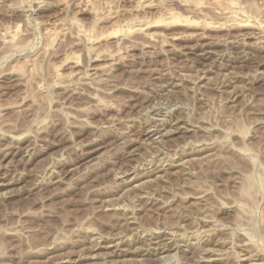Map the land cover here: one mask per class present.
I'll return each mask as SVG.
<instances>
[{"label": "rangeland", "instance_id": "obj_1", "mask_svg": "<svg viewBox=\"0 0 264 264\" xmlns=\"http://www.w3.org/2000/svg\"><path fill=\"white\" fill-rule=\"evenodd\" d=\"M263 25L264 0H0V264H264Z\"/></svg>", "mask_w": 264, "mask_h": 264}, {"label": "bare ground", "instance_id": "obj_2", "mask_svg": "<svg viewBox=\"0 0 264 264\" xmlns=\"http://www.w3.org/2000/svg\"><path fill=\"white\" fill-rule=\"evenodd\" d=\"M258 10H259V9H258ZM259 12H260V11H259ZM254 22H255V21H254ZM259 22H260V21H259ZM242 23H243V22H242ZM252 24H255V23L252 22ZM256 24H257V23H256ZM261 24H262V23H261ZM241 25H242V24H241ZM244 25H245V24H244ZM247 25H248V24H247ZM256 26H257V25H256ZM261 26H262V25H261ZM243 27H244V26H243ZM263 27H264V25H263ZM256 28H257V27H256ZM258 29H259V26H258ZM262 31H263V30H262ZM14 33H15V32H14ZM14 35H15V34H14ZM14 35H13V36H14ZM16 35H17V33H16ZM11 36H12V35H11ZM13 36H12V37H13ZM12 37H11V38H12ZM14 37H15V36H14ZM11 38H10V39H11ZM260 38H261V37H260ZM12 41H13V39H12ZM8 42H9V41H8ZM202 54H204V53H202ZM58 75H59V74H58ZM175 126H176V125H175ZM158 127H159V126H158ZM165 127H166V126H165ZM151 130H152V132H155V131H153V129H151ZM155 130H156V129H155ZM171 131H172V130H171ZM152 132H151V133H152ZM156 132H157V131H156ZM168 133H169V132H168ZM157 134H158V133H157ZM157 134H155V135H157ZM162 137H163V136H162ZM151 138H152V137H151ZM159 139H160V138H159ZM160 141H161V140H160ZM162 141H163V140H162ZM31 150H32V149H31ZM7 152H8V151H7ZM0 153H1V152H0ZM24 153H25V152H24ZM2 157H3V156H2ZM0 159H1V158H0ZM2 165H3V164H2ZM4 174H5V173H4ZM126 174H127V173H126ZM6 175H7V174H6ZM141 176H142V175H141ZM144 176H145V175H144ZM126 179H127V178H126ZM134 180H135V179H134ZM249 184H250V183H249ZM138 187H139V186H138ZM249 188H250V187H249ZM246 189H247V188H246ZM129 190H130V189H129ZM247 191H248V190H247ZM247 191L245 190V192H247ZM249 192H250V191H249ZM247 193H248V192H247ZM109 207H110V206H109ZM111 207H112V206H111ZM114 208H115V206H114ZM107 209H108V208H106V210H107ZM110 209L113 210V208H110ZM110 209H109V210H110ZM123 210H124V209H123ZM131 224H132V223H131ZM170 234H171V233H170ZM171 235H173V234H171ZM116 238H117V237H116ZM155 238H156V237H155ZM99 239H100V238H99ZM174 239H175V238H174ZM156 242H157V241H156ZM141 244H142V243H141ZM170 244H171V243H170ZM143 245H144V243H143ZM162 245H163V244H162ZM188 245H189V244H188ZM109 246H110V245H109ZM144 246H145V245H144ZM95 247H97V246H95ZM113 247H114V246H113ZM113 247L110 246L109 248L112 249ZM117 247H118V246H117ZM117 247H116V248H117ZM186 247H187V246H186ZM116 248H115V249H116ZM118 248H120V247H118ZM148 248H149V247H148ZM96 249L99 250V252H101L100 249H102V247H97ZM104 249H105V247H104ZM106 249H107V248H106ZM143 249H144V248H143ZM136 250H137V249H136ZM111 251H112V250H111ZM111 251H110V253H111ZM115 251H116V250H115ZM95 252H96V250H95ZM118 252H119V251H118ZM125 252H126V251H125ZM89 253H90V252H89ZM112 253L114 254V252H112ZM165 253H166V252H165ZM91 254H92V253H91ZM103 254H104V252H103ZM103 254H101V255H103ZM107 254H108V253H107ZM113 254H111L112 257H113ZM123 254H124V253H123ZM240 254H241V253H240ZM253 254H254V253H253ZM96 255H97V253H96ZM96 255H94V256H96ZM98 255H99V254H98ZM98 255H97V256H98ZM105 255H106V254H105ZM218 255H219V254H218ZM259 255H260V254H259ZM262 255H263V254H262ZM88 256H89V255H88ZM94 256H92V257H94ZM122 256H123V255H122ZM166 256H167V255H166ZM69 257H70V256H69ZM92 257H89V258H92ZM114 257H115V256H114ZM156 257H157V256H156ZM204 257H205V256H204ZM248 257H249V256H248ZM78 258H79L78 260H81V259H84L85 257H84V255H80V256H78ZM87 258H88V257H87ZM162 258H163V257H162ZM215 258H216V257H215ZM243 258H244V257H243ZM65 259H66V258H65ZM166 259H167V258H166ZM62 260H63V259H62ZM120 260H121V259H120ZM135 260H136V258H135ZM139 260H140V259H139ZM163 260H164V259H163ZM247 260H248V259H247ZM250 260H251V259H250ZM59 261H60V260H59ZM99 261H100V260H99ZM108 261H110V260H108ZM205 261H206V260H205ZM57 262H58V261H57ZM248 262H249V261H248ZM58 263H59V262H58ZM68 263H69V262H68ZM75 263H76V262H75ZM106 263H107V262H106ZM106 263H105V264H106ZM262 263H263V262H262ZM91 264H92V263H91Z\"/></svg>", "mask_w": 264, "mask_h": 264}]
</instances>
